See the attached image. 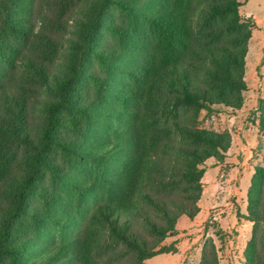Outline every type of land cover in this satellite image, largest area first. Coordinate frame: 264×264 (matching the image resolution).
Listing matches in <instances>:
<instances>
[{"label": "trees", "instance_id": "trees-1", "mask_svg": "<svg viewBox=\"0 0 264 264\" xmlns=\"http://www.w3.org/2000/svg\"><path fill=\"white\" fill-rule=\"evenodd\" d=\"M240 0H0V264H149L200 211L241 108L256 22ZM264 133V98L259 102ZM264 160V157H263ZM243 264H264V161ZM199 264H220L208 237Z\"/></svg>", "mask_w": 264, "mask_h": 264}, {"label": "rangeland", "instance_id": "rangeland-1", "mask_svg": "<svg viewBox=\"0 0 264 264\" xmlns=\"http://www.w3.org/2000/svg\"><path fill=\"white\" fill-rule=\"evenodd\" d=\"M149 0H139L140 4ZM240 13L253 18L246 54L244 103L241 108L215 104L203 110L200 125L216 131H230L231 145L224 161L205 160L200 211L194 218L181 216L176 232L164 244H175L176 252L153 255L149 264H199L201 249L213 237L220 264H243V251L251 236L252 223L238 214L247 213V190L255 166L263 164L264 133L259 130V102L264 98V0H240ZM111 264H124V252L110 248L104 252Z\"/></svg>", "mask_w": 264, "mask_h": 264}]
</instances>
